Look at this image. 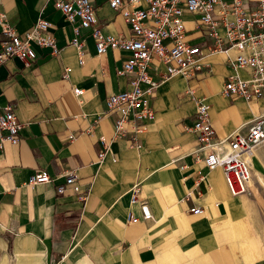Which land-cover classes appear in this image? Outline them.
Here are the masks:
<instances>
[{"label": "crops", "instance_id": "obj_1", "mask_svg": "<svg viewBox=\"0 0 264 264\" xmlns=\"http://www.w3.org/2000/svg\"><path fill=\"white\" fill-rule=\"evenodd\" d=\"M94 3L105 32L131 35L107 0ZM40 16L52 23L48 33L59 53L33 44L29 64L17 56L0 64V112L12 105L22 122L18 143L0 147V264H264L256 212L257 193L264 198V141L248 158L258 192L250 185V192L233 195L223 169L206 166L189 129L201 99L218 137L247 132L264 114V97L224 95L233 70L223 54H210L202 60L210 72L164 79L151 99L155 119L132 120L139 130L118 137L114 115L103 112L109 95L130 88L129 76L118 73L129 53L99 54L89 29L82 30L79 53L54 0H0V48L6 24L25 32ZM184 17L191 27L194 16ZM163 71V65L151 70L156 77ZM102 138L109 144L103 158ZM40 170L53 180L31 184ZM72 171L82 189L58 193ZM134 184L140 191L132 202ZM195 205L203 207L201 214L190 211Z\"/></svg>", "mask_w": 264, "mask_h": 264}, {"label": "built area", "instance_id": "obj_2", "mask_svg": "<svg viewBox=\"0 0 264 264\" xmlns=\"http://www.w3.org/2000/svg\"><path fill=\"white\" fill-rule=\"evenodd\" d=\"M128 23L131 35L105 32L97 22L94 0H54L56 8L72 26L74 36L69 44L83 52L82 30L89 29L95 40L97 52L122 49L129 53L119 74L129 76L130 88L107 98L103 113L114 115L116 136L121 137L139 130L132 120L155 119L151 99L160 83L175 74L191 76L200 71H211L210 63L202 60L210 54L225 56L226 64L233 70L228 74L222 93L228 97L246 99L264 97V0H107ZM194 16V24L186 23L185 14ZM52 23L40 16L31 28L19 32L12 25H5V39L0 48V64L17 56L26 64L35 57L33 44L48 46L57 54L60 48L56 38L48 33ZM163 65L164 71L156 77L153 67ZM246 70L248 76L238 73ZM71 69L65 68L67 76ZM77 95L82 88H74ZM22 127L8 105L0 112V147L3 142L18 143ZM189 129L197 134L198 151L209 168L221 167L233 195L250 192L252 169L249 155L264 141V114L255 117L247 132L235 131L226 138L217 136L212 124L209 104L198 100L193 124ZM100 157H104L109 144L102 138ZM53 178L40 170L29 180L31 184L50 182ZM68 188L81 190L75 172L66 175L65 182L57 186L58 193ZM139 184L132 187V202L139 199ZM87 195V194H86ZM83 195V198L86 197ZM144 218L151 212L146 202H141ZM194 214L203 212L202 206H193ZM129 219L134 217L130 214Z\"/></svg>", "mask_w": 264, "mask_h": 264}, {"label": "rangeland", "instance_id": "obj_3", "mask_svg": "<svg viewBox=\"0 0 264 264\" xmlns=\"http://www.w3.org/2000/svg\"><path fill=\"white\" fill-rule=\"evenodd\" d=\"M261 184H264L263 182H261ZM251 185V188L254 190V193L258 192V190H256V188L254 187V184H250ZM253 195V194H252ZM251 196V195H250ZM257 196H258V199L257 201L259 202L258 203V206L256 208V212L261 215V218H262V221H261V228L264 229V198L260 197V195H258L257 193ZM255 230L257 231L258 229L255 228ZM261 239V238H260ZM262 241L264 242V235L262 237ZM262 242V243H263Z\"/></svg>", "mask_w": 264, "mask_h": 264}, {"label": "bare ground", "instance_id": "obj_4", "mask_svg": "<svg viewBox=\"0 0 264 264\" xmlns=\"http://www.w3.org/2000/svg\"><path fill=\"white\" fill-rule=\"evenodd\" d=\"M254 151V150H253ZM251 184V183H250Z\"/></svg>", "mask_w": 264, "mask_h": 264}]
</instances>
